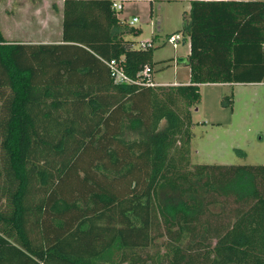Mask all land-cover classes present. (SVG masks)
Wrapping results in <instances>:
<instances>
[{
    "label": "trees",
    "instance_id": "16d2710c",
    "mask_svg": "<svg viewBox=\"0 0 264 264\" xmlns=\"http://www.w3.org/2000/svg\"><path fill=\"white\" fill-rule=\"evenodd\" d=\"M187 2V83L113 80L153 47L111 0H61L51 42L0 33V264H264V165L189 163L198 85L264 83V0Z\"/></svg>",
    "mask_w": 264,
    "mask_h": 264
},
{
    "label": "rangeland",
    "instance_id": "374dc122",
    "mask_svg": "<svg viewBox=\"0 0 264 264\" xmlns=\"http://www.w3.org/2000/svg\"><path fill=\"white\" fill-rule=\"evenodd\" d=\"M59 1L12 0L10 10L11 1L0 0L3 39H52L59 18L52 7ZM117 1L122 9L116 11V16L126 27L133 16L137 17L124 37L133 41L134 46L144 40L153 44L152 81H183L185 67L176 58L188 51V36L182 31L187 0ZM170 33L179 35L175 48L166 42ZM198 92L199 101L189 108V163L264 165V83L201 84ZM89 160L88 154L76 159L78 177L82 178Z\"/></svg>",
    "mask_w": 264,
    "mask_h": 264
},
{
    "label": "built area",
    "instance_id": "2783aa9c",
    "mask_svg": "<svg viewBox=\"0 0 264 264\" xmlns=\"http://www.w3.org/2000/svg\"><path fill=\"white\" fill-rule=\"evenodd\" d=\"M111 8L114 11H120L122 9V4L120 1L111 0ZM137 20V17L133 16L128 22V26H132V24ZM179 35L177 33H170L166 37V42L174 48L178 44ZM183 40V38L181 39ZM137 48H150L153 47L151 41H144L140 42ZM110 76L113 78L115 82L118 83H125V84H140V85H147L151 86L154 83L150 77L151 68L148 65H144L139 76L136 78L129 77L123 70L122 65L119 60L111 59L105 62Z\"/></svg>",
    "mask_w": 264,
    "mask_h": 264
},
{
    "label": "crops",
    "instance_id": "0c3cea01",
    "mask_svg": "<svg viewBox=\"0 0 264 264\" xmlns=\"http://www.w3.org/2000/svg\"><path fill=\"white\" fill-rule=\"evenodd\" d=\"M9 1H11V2H9L10 4H8L9 5V8H10V10L12 9V7H13V2H12V0H9ZM8 8V9H9ZM53 9H52V11L54 10V12L55 13H57L58 14V23H57V26H56V30L51 34L52 36H53V38L52 39H46V40H38V41H35V42H51V41H54V40H57L58 39V37H59V23H60V8H61V0L59 1V3L58 4H56V5H53V7H52ZM118 17V16H117ZM118 19H119V17H118ZM120 20V19H119ZM121 21V20H120ZM124 39H126L125 37H124V34H123V36H122ZM10 40H17V39H10ZM126 40H129V39H126ZM21 41H30V40H23V39H21ZM131 41V40H130ZM144 41H149V40H144ZM151 41V40H150ZM133 42V41H132ZM182 42H184V39L182 40ZM136 47V46H135ZM176 47V46H175ZM174 47V48H175ZM187 54H188V51H187V53L185 54V56L187 57ZM184 67H185V76H184V80L183 81H181V82H177V81H173V82H162V83H159V84H179V83H187L188 82V71H189V69H188V66H185V65H183ZM237 84V83H236ZM201 84H199L198 86H200Z\"/></svg>",
    "mask_w": 264,
    "mask_h": 264
},
{
    "label": "water",
    "instance_id": "95a60500",
    "mask_svg": "<svg viewBox=\"0 0 264 264\" xmlns=\"http://www.w3.org/2000/svg\"><path fill=\"white\" fill-rule=\"evenodd\" d=\"M176 62L182 65L188 66L190 60L186 56H179L176 58Z\"/></svg>",
    "mask_w": 264,
    "mask_h": 264
}]
</instances>
